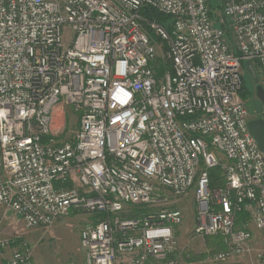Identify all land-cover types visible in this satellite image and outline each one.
Segmentation results:
<instances>
[{
  "label": "built area",
  "instance_id": "built-area-1",
  "mask_svg": "<svg viewBox=\"0 0 264 264\" xmlns=\"http://www.w3.org/2000/svg\"><path fill=\"white\" fill-rule=\"evenodd\" d=\"M221 5L217 22L208 0H0V206L32 230L106 213L80 230L85 264H181L172 198L194 187L195 234L231 243L218 261L244 252L250 226L264 231V152L248 126L264 104L256 90L252 117L240 95L244 62L264 88V0ZM68 105L79 127L60 142ZM217 167L225 184L213 188ZM32 257L22 241L6 264Z\"/></svg>",
  "mask_w": 264,
  "mask_h": 264
},
{
  "label": "rangeland",
  "instance_id": "rangeland-1",
  "mask_svg": "<svg viewBox=\"0 0 264 264\" xmlns=\"http://www.w3.org/2000/svg\"><path fill=\"white\" fill-rule=\"evenodd\" d=\"M209 2L213 7L214 20L220 22V9L217 7L219 0H209ZM159 50L158 64H161L167 50L162 42H159ZM242 74L244 81L240 95L246 98L244 100L254 117L255 108H261L260 102L255 97L257 76L253 77L246 62H244ZM78 127L79 118L72 106H65L63 110L57 112L54 131L58 132L60 142L73 141ZM214 152L220 156L219 152ZM194 189V187L191 188L188 194L181 199L172 198L173 207L180 208L184 214L183 223L177 231V245L174 254L179 262L181 264H259V255L264 250V231L256 230L253 225L250 226L253 230V239L244 252L226 261L215 259L218 253L226 252L231 247V243L220 236L203 237L195 234L198 204ZM137 209L142 212L143 208L126 206V212L129 213H136ZM101 218V215L95 213H71L59 218L51 227L32 230L27 229L22 219L14 212L0 206V239L17 241V244L27 241L33 249V264H85V251L79 236L80 230L86 224L96 223L102 220ZM245 225L243 228L248 227L247 224ZM13 246L16 245L12 243L10 247L5 248L0 246V251L8 249L9 259L13 253Z\"/></svg>",
  "mask_w": 264,
  "mask_h": 264
},
{
  "label": "trees",
  "instance_id": "trees-1",
  "mask_svg": "<svg viewBox=\"0 0 264 264\" xmlns=\"http://www.w3.org/2000/svg\"><path fill=\"white\" fill-rule=\"evenodd\" d=\"M208 2H209V0H208ZM209 5L211 7V15L214 18L215 16L213 15V10H212L213 7H212V4L210 2H209ZM221 6H222L221 5V1L219 0V5L217 7L219 9H221ZM142 15H143V17L145 19H148V20H156V21H158L160 23H163V24L167 23V24H169L168 28L171 29V27H170V25H171L170 23H171V19H172L171 16L162 14V13H160V12H158V11L152 9V8H149V7H146V8H144L142 10ZM164 67H165L164 64H161V65L159 64V69H158V73L159 74L163 73ZM242 97H243V95H242ZM243 99H246V98L243 97ZM218 172H221L220 173L221 176H220V174H217ZM210 176H211V185H212L213 188L220 187V186H223L225 184L224 177H223V172H222V169L220 167L211 169L210 170ZM141 211L142 212H140V210L137 209L136 213H132V214L140 215L145 210L142 209ZM99 215H101V217H102L101 219L102 220L105 219L108 216L106 213H101ZM249 219H250L249 214L246 213V212H242V213L238 214V216H237V226L243 228L245 226V224L248 223ZM99 221H97V222H99ZM13 245H18L17 241H15L13 243ZM13 247H16V246H13Z\"/></svg>",
  "mask_w": 264,
  "mask_h": 264
},
{
  "label": "water",
  "instance_id": "water-1",
  "mask_svg": "<svg viewBox=\"0 0 264 264\" xmlns=\"http://www.w3.org/2000/svg\"><path fill=\"white\" fill-rule=\"evenodd\" d=\"M259 83V79H255ZM257 95L264 104V88L258 84L256 87ZM251 134L257 140L260 149L264 152V119H251L248 123Z\"/></svg>",
  "mask_w": 264,
  "mask_h": 264
},
{
  "label": "crops",
  "instance_id": "crops-1",
  "mask_svg": "<svg viewBox=\"0 0 264 264\" xmlns=\"http://www.w3.org/2000/svg\"><path fill=\"white\" fill-rule=\"evenodd\" d=\"M20 218V217H19ZM180 226L177 227V231H178V228ZM177 231H176V235H177ZM80 234V233H79ZM80 236V235H79ZM8 250V249H7ZM7 250L3 249V251H0V264H6L7 261H8V257L10 255H8V252Z\"/></svg>",
  "mask_w": 264,
  "mask_h": 264
}]
</instances>
